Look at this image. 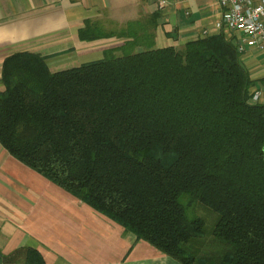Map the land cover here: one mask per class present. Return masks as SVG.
Returning a JSON list of instances; mask_svg holds the SVG:
<instances>
[{
	"label": "trees",
	"instance_id": "16d2710c",
	"mask_svg": "<svg viewBox=\"0 0 264 264\" xmlns=\"http://www.w3.org/2000/svg\"><path fill=\"white\" fill-rule=\"evenodd\" d=\"M149 24L121 30L130 42L119 56L105 52L55 73L38 54L4 58L0 146L181 264H264V103L251 100L256 82L222 33L154 48ZM110 36L89 21L78 31L80 41ZM136 45L141 50L131 51ZM184 197L216 214L208 235L224 246L216 259L200 254L204 221L187 217ZM0 264L45 263L21 247Z\"/></svg>",
	"mask_w": 264,
	"mask_h": 264
},
{
	"label": "crops",
	"instance_id": "0c3cea01",
	"mask_svg": "<svg viewBox=\"0 0 264 264\" xmlns=\"http://www.w3.org/2000/svg\"><path fill=\"white\" fill-rule=\"evenodd\" d=\"M219 15L215 0H0V71L4 58L19 52L43 56L51 73L98 61L105 52L119 56L130 42L121 30L132 23L135 32L136 23L146 20L148 44L180 48L219 34L212 27ZM87 21L113 36L80 41ZM241 62L264 93V55L247 50ZM21 247L37 250L45 264H181L136 241L0 146V255Z\"/></svg>",
	"mask_w": 264,
	"mask_h": 264
},
{
	"label": "built area",
	"instance_id": "2783aa9c",
	"mask_svg": "<svg viewBox=\"0 0 264 264\" xmlns=\"http://www.w3.org/2000/svg\"><path fill=\"white\" fill-rule=\"evenodd\" d=\"M220 15L212 24L242 55L254 50L264 55V0H215ZM160 4H163L161 2ZM261 86L254 87L251 100L262 102Z\"/></svg>",
	"mask_w": 264,
	"mask_h": 264
},
{
	"label": "rangeland",
	"instance_id": "374dc122",
	"mask_svg": "<svg viewBox=\"0 0 264 264\" xmlns=\"http://www.w3.org/2000/svg\"><path fill=\"white\" fill-rule=\"evenodd\" d=\"M158 47L163 48V47H167V46L164 45V46H158ZM134 50H135V48H132L131 51H134ZM19 53H21V52H19ZM41 57H43V56H41ZM44 61H45V58H44ZM253 89L254 88L251 89V93H252ZM263 95H264V93H263ZM261 101L262 102H260V103H263L264 99H262ZM181 202L183 204H185V205L188 204L186 206V208H187L186 209L187 217H189V218L198 217V218H201L204 221V231H205L204 235H205V237L202 238V239H199V242L201 243V245L203 244V247L200 249L201 250L200 254L201 255L212 254L213 257H215L213 259H216L224 251L223 244H219L218 245L217 242H214L213 244H210V242H209L211 237H209L208 235L210 234V231L212 230V227H213V225H214V223L216 221V218H217L216 214L213 213L212 211L208 210L207 208H205V207H203L201 205H198L197 203H191L190 204L189 200H187V198H185V197L181 199ZM187 202H189V203H187Z\"/></svg>",
	"mask_w": 264,
	"mask_h": 264
}]
</instances>
